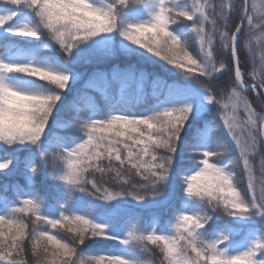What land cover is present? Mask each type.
I'll use <instances>...</instances> for the list:
<instances>
[{
	"label": "snow or ice",
	"instance_id": "1",
	"mask_svg": "<svg viewBox=\"0 0 264 264\" xmlns=\"http://www.w3.org/2000/svg\"><path fill=\"white\" fill-rule=\"evenodd\" d=\"M257 32L264 0H0V173L25 181L0 184V264H264ZM84 64L109 65L87 105ZM144 65L172 77L150 96Z\"/></svg>",
	"mask_w": 264,
	"mask_h": 264
},
{
	"label": "trees",
	"instance_id": "2",
	"mask_svg": "<svg viewBox=\"0 0 264 264\" xmlns=\"http://www.w3.org/2000/svg\"><path fill=\"white\" fill-rule=\"evenodd\" d=\"M258 2L259 0H250V3H258ZM256 37L260 41H264V34L257 32ZM253 49H254V53L256 56V60H257V67H259V57L261 54H264V45L260 43H255L253 45ZM242 56H245V57L248 56L247 49H244ZM106 67H109V65L84 64L78 68V71L84 74L83 79L77 85V88L81 89V96H80L79 103H81L82 105H87L94 101L95 102L100 101V94L96 92L95 90L85 88L84 85L87 82L88 77L91 75L92 72L96 71L97 68L103 70ZM250 68H251V65L249 64V69ZM143 69L148 74V78L144 83V91L149 96L154 89L152 80L156 76H159L162 79H168V80L172 78L169 73L163 71L162 69H160L158 66H155V65H144ZM69 99H71V97H69ZM63 115L66 119H71L73 116V112L69 110L63 113ZM232 155L235 156L236 155L235 152H233ZM256 163L258 166L259 165L258 159ZM24 182H25L24 176L21 171H18L12 175H5L3 173H0V184L12 185L16 183L23 184ZM35 183L42 195H46L47 197H51L55 195L54 191L50 187V181L46 179V177L43 174H40L36 177ZM9 195H11V193H9ZM161 210L162 209H148V210L137 209V211L143 212L144 215H147L148 212L150 211L155 212V211H161ZM119 246L120 245L117 242H113V241H95V242H89L87 244V248L92 252H108L112 249L118 248Z\"/></svg>",
	"mask_w": 264,
	"mask_h": 264
}]
</instances>
